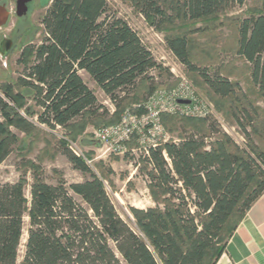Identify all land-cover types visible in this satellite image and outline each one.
Returning <instances> with one entry per match:
<instances>
[{
  "label": "trees",
  "instance_id": "obj_1",
  "mask_svg": "<svg viewBox=\"0 0 264 264\" xmlns=\"http://www.w3.org/2000/svg\"><path fill=\"white\" fill-rule=\"evenodd\" d=\"M140 3V13L155 30L170 23L158 0ZM243 3L177 0L174 12L177 19L193 23L215 19ZM41 25L44 37L16 82L27 94L15 92L10 84L0 89V164L19 144L18 134L29 136L38 126L51 131L60 127L74 141L70 134L76 120L107 116L81 72L110 101L117 116L137 84L148 82L149 95L155 89L151 73L162 71L137 33L107 14L106 0H52ZM164 41L215 97L239 103L231 118L248 149L217 129L215 122L203 120L205 129L183 131L177 143L151 150L145 161L151 167L149 191L155 207L129 208L133 227L116 212L102 179L86 164L88 159L76 157L61 140L62 154L87 179L69 186L63 180L49 185L35 168L28 200L23 178L0 184V264H17L25 217L28 229L20 264H215L219 259L245 212L264 192V152L247 131L253 118L241 103L246 97L240 86L194 66L186 35ZM236 55L249 65L251 82L264 97V0L256 14L240 21ZM173 118L162 117L163 125Z\"/></svg>",
  "mask_w": 264,
  "mask_h": 264
},
{
  "label": "rangeland",
  "instance_id": "obj_2",
  "mask_svg": "<svg viewBox=\"0 0 264 264\" xmlns=\"http://www.w3.org/2000/svg\"><path fill=\"white\" fill-rule=\"evenodd\" d=\"M158 1L166 14L171 17L170 23L165 24L160 30L151 27L149 20L140 13V0H106L107 14L120 18L135 31L144 46L152 52L157 63L160 57L159 51L166 49L165 37L186 35L189 58L194 66L206 69L209 74L217 72L220 76L240 86L241 92L246 97V102L241 103L253 118V126L247 128V131L252 143L264 152V97L251 82L249 65L236 55L238 25L242 19L260 10L262 0H244L241 7L236 6L218 15L215 19L193 23L183 22L175 17L174 8L177 0ZM51 2L52 0H34L28 17L25 20H16L14 0H0V6L4 4L6 11L9 12L7 22L0 28V42L3 38L13 41V49L9 53L4 55L0 52V89L10 84L15 92L19 90L22 94H27V91L16 86V82L22 76L24 67L32 62L35 48L44 37L41 19ZM196 29L199 31L190 33ZM183 70L198 93L212 105V114L207 119L199 120L176 117L169 119L167 125L164 124L169 135V142L179 140L183 131L191 132L196 128L205 129V125L200 123L203 120L215 122L216 128L223 133H225L224 129L229 131L234 128L238 135L242 136L231 118L232 110L239 106V103L235 100H221L215 97L197 74L189 73L185 67ZM151 74L156 78L155 89L172 88L175 85L170 73L163 67L161 72L153 71ZM83 79L94 92L99 104L108 110L107 116L76 120L73 123L74 131L70 134L74 137V141L66 136L65 131H51L45 126H38V129L29 136L18 134L13 130L18 134L20 142L7 159L0 164V184L15 183L23 178L26 181L24 195L28 200L29 186L32 183L35 168L41 179L49 185H56L59 180H63L66 186L83 182L87 179V175L75 170L62 154L60 141L64 137L75 143L84 157L88 159L90 163L86 164L102 179L118 215L133 226L129 208L145 210L155 207L154 199L149 191L148 172L151 171V167L135 144L129 145V149H135L134 153L97 158L99 145L94 141V132L98 128L116 123L124 110L140 104L146 98L149 83L140 81L135 90L129 93L128 98L122 104V111L116 116L113 105L88 76H83ZM0 95L2 96L1 90ZM26 104L33 107L29 99H26ZM252 109L256 112V116L253 115ZM33 110L39 111L34 107ZM80 124L83 128L79 127ZM242 148L248 149V142L245 139ZM74 198L81 204L79 198ZM159 198L164 199L163 196ZM27 229L28 218L25 217L23 234L17 251V264H20L23 258Z\"/></svg>",
  "mask_w": 264,
  "mask_h": 264
},
{
  "label": "built area",
  "instance_id": "obj_3",
  "mask_svg": "<svg viewBox=\"0 0 264 264\" xmlns=\"http://www.w3.org/2000/svg\"><path fill=\"white\" fill-rule=\"evenodd\" d=\"M159 56V64L154 56L153 58L158 65L170 73L175 85L172 88L154 89L140 104L124 110L117 123L98 128L94 132V141L99 145L97 158L134 153V148L129 149L130 144H135L144 158H148L151 150L170 143L162 117L199 120L211 116L212 105L198 93L185 75L184 66L179 63L173 53L166 47L165 50L159 51ZM178 101H188L189 103L179 104ZM55 130L61 129L56 127ZM224 131L242 148L244 139L238 135L234 128L229 131L224 129ZM63 140L70 152L85 160L75 143L64 137ZM178 141L171 142L177 143ZM162 154L164 160L169 164L170 161L165 153ZM85 161L87 164L90 163Z\"/></svg>",
  "mask_w": 264,
  "mask_h": 264
},
{
  "label": "crops",
  "instance_id": "obj_4",
  "mask_svg": "<svg viewBox=\"0 0 264 264\" xmlns=\"http://www.w3.org/2000/svg\"><path fill=\"white\" fill-rule=\"evenodd\" d=\"M215 264H264V192L245 212Z\"/></svg>",
  "mask_w": 264,
  "mask_h": 264
},
{
  "label": "flooded vegetation",
  "instance_id": "obj_5",
  "mask_svg": "<svg viewBox=\"0 0 264 264\" xmlns=\"http://www.w3.org/2000/svg\"><path fill=\"white\" fill-rule=\"evenodd\" d=\"M33 2L34 0H14V16L16 17V20H25L28 17ZM0 8H2V11L7 14V20H8L9 12L6 11L5 5L1 4ZM24 10L25 13H23ZM19 13L22 14V16H19L18 15ZM5 40H9L10 42L8 43ZM12 49H13L12 39L3 38L0 42V52L5 55L9 53Z\"/></svg>",
  "mask_w": 264,
  "mask_h": 264
},
{
  "label": "water",
  "instance_id": "obj_6",
  "mask_svg": "<svg viewBox=\"0 0 264 264\" xmlns=\"http://www.w3.org/2000/svg\"><path fill=\"white\" fill-rule=\"evenodd\" d=\"M19 6V5H18ZM19 9V8H18ZM25 13V10L24 12ZM19 16H22V14H18ZM7 22V14L2 11V8H0V28L5 25ZM6 42H10L9 40H5ZM179 104H188V101H178Z\"/></svg>",
  "mask_w": 264,
  "mask_h": 264
}]
</instances>
